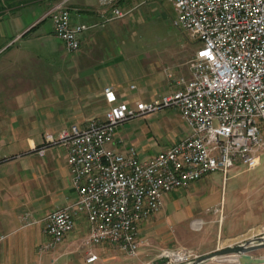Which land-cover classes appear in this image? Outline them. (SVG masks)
<instances>
[{
    "label": "crops",
    "instance_id": "obj_1",
    "mask_svg": "<svg viewBox=\"0 0 264 264\" xmlns=\"http://www.w3.org/2000/svg\"><path fill=\"white\" fill-rule=\"evenodd\" d=\"M59 1L68 8L71 23L85 24L78 34L79 45L74 51L67 50L52 33L49 18L46 22L47 16L41 17ZM137 1L133 8L140 2ZM117 4L124 12L121 16H111L108 6L98 0H0V264H64L65 256L69 264H93L97 258L86 262L85 255L76 256L75 262L71 260L70 254L84 247L93 252L95 247L106 249V244L87 246L82 243L89 227L83 214L74 215L72 229L54 249L40 251L37 248L45 238L42 228L46 214L57 206L70 205L75 198L69 185L66 148L59 142L44 143L43 134H55L72 122L101 117L107 107L101 94L105 85L115 89L118 99L133 103L136 99L148 101L170 92L175 76L188 78L192 75L194 53L183 62H168L140 48L130 53V45L140 44L126 39L120 40L117 51L109 39L106 23L132 13L128 0H118ZM153 113L155 111L118 122L114 139L106 146L124 151L133 144L141 156L157 152L154 151L156 140L150 133L152 130L158 132L165 120H153ZM139 117L145 121L140 122L139 127H132L128 119ZM177 128L176 140L189 131L186 124H178ZM173 142L160 146L158 151ZM40 146L42 154L37 152ZM259 155L260 161L255 167L242 168L251 171L243 178L239 190L228 197L230 202L235 196L236 204L224 213L222 221L226 222L228 235L237 234L238 238L226 245L259 234L260 230H255L254 226L264 223V149ZM199 186L197 179L166 192L162 207L137 222L139 246L145 243V235L151 233L159 211L165 210L166 216L193 211L196 216L190 220L192 224L205 220L198 215L199 209L209 206L208 203L199 206L205 196V192L196 193ZM188 201L193 202L192 205L186 203ZM229 210L236 214V219L227 217ZM156 229L155 239L160 243L149 249L141 247L136 254L157 256L160 252L157 247L171 242L169 232L162 226ZM214 246L200 247V252L214 250ZM251 253L258 255L254 251ZM232 261L244 260L235 256Z\"/></svg>",
    "mask_w": 264,
    "mask_h": 264
},
{
    "label": "built area",
    "instance_id": "obj_2",
    "mask_svg": "<svg viewBox=\"0 0 264 264\" xmlns=\"http://www.w3.org/2000/svg\"><path fill=\"white\" fill-rule=\"evenodd\" d=\"M174 23L199 40L191 59V76L173 78L174 88L148 101L118 99L110 85L103 86L107 104L101 117L72 122L43 142L66 148L69 185L75 198L45 216V235L37 248L54 247L83 214L89 227L84 243L111 242L134 255L140 240L137 222L159 210L164 194L187 186L203 175L224 174L236 163L253 168L264 149V0H170ZM111 16L123 15L118 0H98ZM52 33L69 51L79 45L84 23H71L63 1L50 6ZM174 106L189 131L167 148L141 156L130 144L124 151L106 146L114 139L118 122ZM42 154L43 147H38ZM177 251L181 260L197 256ZM190 257V258H189ZM85 261L97 254L89 248Z\"/></svg>",
    "mask_w": 264,
    "mask_h": 264
},
{
    "label": "rangeland",
    "instance_id": "obj_3",
    "mask_svg": "<svg viewBox=\"0 0 264 264\" xmlns=\"http://www.w3.org/2000/svg\"><path fill=\"white\" fill-rule=\"evenodd\" d=\"M135 1L136 0H128V6H131L130 10L132 13L122 18L111 19V21L106 23V31L109 39L112 41V46H114L117 51L119 50L120 40L126 39L127 42L140 44L138 46L130 45V53L140 48L143 51L149 52L151 55H156L160 60L168 62H183L194 53L195 49L198 47L199 40L192 36L190 30L174 23L177 13L172 1L145 0L141 2V0H138L140 2L138 4L136 3L135 8H133L132 6ZM44 20L48 22V17ZM186 72L189 73V68H187ZM177 110L176 107L168 106L153 113L155 117L153 120H165V124L158 127V132L152 130L150 133V136L156 140L154 151H158V148L162 145L175 141L179 136L178 124H186L184 121H181L182 118L179 117ZM128 120L134 125L132 127H139L140 122L145 121L142 117ZM148 121L151 122L149 119ZM152 127L153 125L151 124V128ZM243 167V164L236 163L226 172L225 176L221 171H215L198 179L200 188L196 193L202 194L205 192L204 198H202L198 204L202 206L208 203L209 206L208 209H206L205 206H203V210L199 209L198 215L204 217L205 220H200L192 224L190 220L196 216L193 211H186V214L178 216H166L165 213L167 212L165 210L159 211L156 216V224H153L151 233L148 232V234L145 235L146 237L143 238L145 243L138 246L137 253L141 247L149 249L160 243L159 239H155L156 227L158 226H162L169 232L172 236V240L169 244H162L159 249L157 247V250H160L157 256L163 255L166 251L168 252L164 255L178 254L179 252L177 251L185 249H190L188 251H191L192 254L194 252L199 255L202 253L200 252V247L214 244L215 246L212 249H216L235 241L237 234L234 236L228 235L229 230L226 228V222L222 221V217L230 207L232 208V206L236 204L235 196L232 197L230 202H228V197H230V194L235 193L236 190H239L243 178L251 171V169L242 170ZM186 203L192 205L193 202L188 201ZM227 217H229V219H236V214H233L229 210ZM254 227L255 230H260L261 233V231L264 230V223L257 224ZM218 235L219 237H216ZM175 240L180 242H172ZM82 243L87 245L84 242ZM98 244L100 246L103 244L108 246L104 245L106 248L105 250L102 247H95L94 251L98 254V257L93 264H151L157 257L153 256V254H146L144 257L138 254L131 255L119 250V248L111 242L104 241ZM112 246H114V249L110 250ZM55 247L56 246L50 249H54ZM87 249V247H84L82 251H73V253L70 254L72 262H75L74 258L76 256L82 258L83 255H86ZM254 253L262 255L264 253V247L254 250ZM235 256L236 255L221 256L203 264H264V259L259 258L252 261V263H243L245 259L244 261H240V263L233 262L232 260L235 259ZM140 257L143 258L141 259ZM167 257L168 261L165 264H179L186 261L179 259L173 261L169 256ZM67 260L65 256L64 264H69Z\"/></svg>",
    "mask_w": 264,
    "mask_h": 264
},
{
    "label": "water",
    "instance_id": "obj_4",
    "mask_svg": "<svg viewBox=\"0 0 264 264\" xmlns=\"http://www.w3.org/2000/svg\"><path fill=\"white\" fill-rule=\"evenodd\" d=\"M263 247L264 230L261 231V233L259 232V234H256L246 240L204 252L179 264H203L211 259L228 255H236L243 258V260L245 259L243 263H252V261H255V259H264V253L262 255H253L251 253L256 249ZM167 261L168 257L164 254H161L157 256L151 264H165Z\"/></svg>",
    "mask_w": 264,
    "mask_h": 264
},
{
    "label": "bare ground",
    "instance_id": "obj_5",
    "mask_svg": "<svg viewBox=\"0 0 264 264\" xmlns=\"http://www.w3.org/2000/svg\"><path fill=\"white\" fill-rule=\"evenodd\" d=\"M166 256H169L173 261H177V259H179V260L182 259L181 254H166Z\"/></svg>",
    "mask_w": 264,
    "mask_h": 264
}]
</instances>
